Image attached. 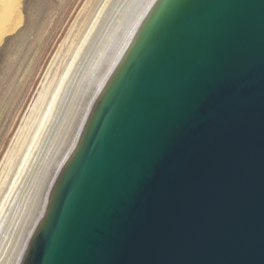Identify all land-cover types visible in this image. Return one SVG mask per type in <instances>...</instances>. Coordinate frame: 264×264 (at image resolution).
<instances>
[{
  "label": "water",
  "instance_id": "95a60500",
  "mask_svg": "<svg viewBox=\"0 0 264 264\" xmlns=\"http://www.w3.org/2000/svg\"><path fill=\"white\" fill-rule=\"evenodd\" d=\"M27 264H264V0L163 2Z\"/></svg>",
  "mask_w": 264,
  "mask_h": 264
},
{
  "label": "bare ground",
  "instance_id": "6f19581e",
  "mask_svg": "<svg viewBox=\"0 0 264 264\" xmlns=\"http://www.w3.org/2000/svg\"><path fill=\"white\" fill-rule=\"evenodd\" d=\"M164 1L81 6L0 165V264H27L65 171ZM21 8V0H0V45L20 26Z\"/></svg>",
  "mask_w": 264,
  "mask_h": 264
},
{
  "label": "rangeland",
  "instance_id": "374dc122",
  "mask_svg": "<svg viewBox=\"0 0 264 264\" xmlns=\"http://www.w3.org/2000/svg\"><path fill=\"white\" fill-rule=\"evenodd\" d=\"M89 1L21 0L23 20L0 45V165L37 100L52 58Z\"/></svg>",
  "mask_w": 264,
  "mask_h": 264
}]
</instances>
